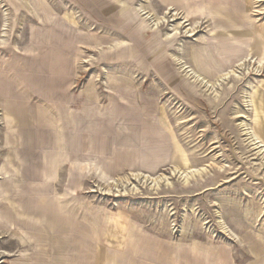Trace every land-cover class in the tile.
I'll list each match as a JSON object with an SVG mask.
<instances>
[{"label":"rangeland","instance_id":"1","mask_svg":"<svg viewBox=\"0 0 264 264\" xmlns=\"http://www.w3.org/2000/svg\"><path fill=\"white\" fill-rule=\"evenodd\" d=\"M60 243L264 264V0H0V264Z\"/></svg>","mask_w":264,"mask_h":264},{"label":"crops","instance_id":"2","mask_svg":"<svg viewBox=\"0 0 264 264\" xmlns=\"http://www.w3.org/2000/svg\"><path fill=\"white\" fill-rule=\"evenodd\" d=\"M34 204H35V206H37L33 199L31 201H28V204H27L28 208L26 211L28 213H30L31 215H39L40 218H45L44 219L45 223H47L49 229H51L54 233L57 232L58 234H65L68 230H70V231H73L74 234H80L79 228L74 221H71V222H68L67 220L64 221L63 219L58 218L54 213L48 212L47 210L46 211L43 210L42 212H34V210L31 209V207H30L31 205H34ZM42 204L44 205L46 203L44 201H42ZM49 205H50V203H49ZM50 207H51V205H50ZM45 209H46V207H45ZM32 213H36V214H32ZM45 229H46V226H45ZM45 239H46V233H44V232H43V234L39 233L36 235L35 243L37 241H44ZM62 245H66V244L60 243V244H57V246L52 245V246H54L53 247V251H54L53 254H55L53 256V259L56 261L57 264H61V262H59V258H58L59 256L60 257L66 256V253H65L66 251H61V248L58 247V246H62ZM70 246L76 247L75 245H70ZM86 251H87L86 252L87 255H89V253L91 254V256L94 259V264H96L97 261H96V257L92 253V248L91 247L87 248ZM53 259H51V260H53ZM71 261L73 262V264H77L78 262L82 263L81 262V255H79V256H78V254L75 256L72 255ZM85 261H87V257H86V260H84V262ZM158 262H159V260L157 259V260L151 262V264H158Z\"/></svg>","mask_w":264,"mask_h":264}]
</instances>
